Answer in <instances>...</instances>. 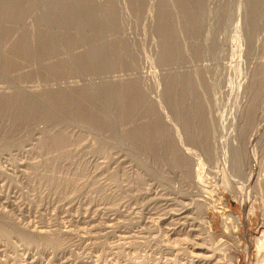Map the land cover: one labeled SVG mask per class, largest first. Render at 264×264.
Listing matches in <instances>:
<instances>
[{
  "label": "rangeland",
  "instance_id": "rangeland-1",
  "mask_svg": "<svg viewBox=\"0 0 264 264\" xmlns=\"http://www.w3.org/2000/svg\"><path fill=\"white\" fill-rule=\"evenodd\" d=\"M4 1L0 264H264V0Z\"/></svg>",
  "mask_w": 264,
  "mask_h": 264
},
{
  "label": "bare ground",
  "instance_id": "bare-ground-1",
  "mask_svg": "<svg viewBox=\"0 0 264 264\" xmlns=\"http://www.w3.org/2000/svg\"><path fill=\"white\" fill-rule=\"evenodd\" d=\"M6 1V0H5ZM4 1V2H5ZM51 1H53L52 3L53 4H51L49 1H48V3H50L51 4V7L50 8H52V9H50L49 10V13L48 14H43V15H41L40 16V19H41V22H43L42 20H49L50 21V23H58V27H60V29L62 30V32H65L66 31V28L68 27V25L70 24V20H72V21H74V23L75 24H77V25H81L82 23H77L76 21H75V18L77 19V16L75 15V12L77 13H79V11L81 10V11H83L82 9H80V10H75L74 8V6L76 5V3H75V5H73L74 3H71L72 5H73V7H72V5H70L69 3V1H71V0H51ZM58 1H59V3H58ZM61 1V2H60ZM68 1V2H67ZM73 1V0H72ZM71 1V2H72ZM4 2H3V4H4ZM7 2H8V0H7ZM7 2H5V3H7ZM16 2V1H15ZM20 2V1H19ZM18 2V3H19ZM78 2V1H77ZM173 2V1H172ZM11 3V2H10ZM28 3H29V1H28ZM61 3V4H60ZM79 3V2H78ZM256 3V2H255ZM32 4V3H31ZM30 4V5H31ZM64 4V5H63ZM6 5V4H5ZM7 5H8V3H7ZM6 5V6H7ZM29 5V6H30ZM58 5V6H57ZM9 6V5H8ZM32 6V5H31ZM34 6V5H33ZM49 5H47V7H48ZM53 6H55V7H53ZM77 6V5H76ZM253 6H254V4H253ZM25 8H28V7H25ZM25 8H23V9H25ZM32 8V7H31ZM49 8V7H48ZM47 8V9H48ZM77 8H78V6H77ZM79 8H81V7H79ZM7 10H8V13L6 14V15H11V17L12 16H15V15H13V12H15L16 13V9L13 7H7L6 8ZM87 10H89V9H86L85 11H86V13H87ZM254 10V9H253ZM81 11H80V13H81ZM85 11H83V12H85ZM48 12V11H47ZM89 12H90V10H89ZM88 12V13H89ZM91 13H92V10H91ZM94 14V13H93ZM92 14V15H93ZM76 16V17H75ZM84 16V15H83ZM10 17V16H9ZM75 17V18H74ZM80 17V16H79ZM84 17H90V15L89 14H87V16H84ZM94 18V17H93ZM88 19V18H87ZM49 21H46L45 23H49ZM90 21L91 20H89V22H87V21H84V25L86 24V22L87 23H90ZM49 23V24H50ZM52 23V24H53ZM92 23V22H91ZM177 23V22H176ZM44 24V23H43ZM47 25L46 26V36H43V35H38L37 37H38V41H39V43L41 42V44H40V46H42V47H51V45H53L54 46V44H56V43H54V42H56L58 39H59V36H55L54 34H52L51 33V31H53L52 30V26H50V25ZM194 24V23H193ZM199 24V23H198ZM54 25V24H53ZM56 25V24H55ZM79 26H77V27H79ZM82 26V25H81ZM55 32V31H54ZM62 37H64V36H62ZM173 39V38H172ZM78 40V39H77ZM167 40V39H166ZM37 41V42H38ZM171 41V40H170ZM166 42H168L169 43V41H166ZM96 43V42H95ZM101 44V43H100ZM165 44H167V43H165ZM25 45H27V44H23V46H25ZM38 45V44H37ZM99 45V44H98ZM169 45H170V43H169ZM57 46V45H56ZM96 46V45H95ZM175 46V45H174ZM25 47H27V46H25ZM28 47H30V46H28ZM98 48L96 49V48H94L93 49V52H91V55H93L94 56V58H98L99 56H98V54H100L101 52H99V47L100 46H97ZM166 48V47H165ZM25 50V49H27V48H25L24 49V47L23 48H21V50ZM169 49V48H168ZM167 49V50H168ZM171 49H173V48H171ZM170 49V50H171ZM27 50H29V49H27ZM26 50V52H28ZM50 50V49H49ZM172 51V50H171ZM111 52V51H110ZM116 52V51H115ZM167 52V51H166ZM23 53H25L24 51H23ZM29 53V52H28ZM113 53H114V51H113ZM172 53V52H171ZM25 54H27V53H25ZM117 53H114L113 54V57H114V55H116ZM170 54V53H169ZM166 55H168V53H166ZM165 54H164V56H166ZM171 55V54H170ZM170 55L168 56V57H170ZM112 56V55H111ZM172 56V55H171ZM88 60V59H87ZM91 62H93V61H91ZM131 96V95H130ZM127 97V96H126ZM36 105V104H35ZM29 107V106H28ZM90 117V116H89ZM94 120V119H93ZM262 234H264V233H262ZM261 239V238H260ZM262 240V239H261ZM260 240V241H261ZM259 244V243H258ZM260 244H261V242H260Z\"/></svg>",
  "mask_w": 264,
  "mask_h": 264
}]
</instances>
